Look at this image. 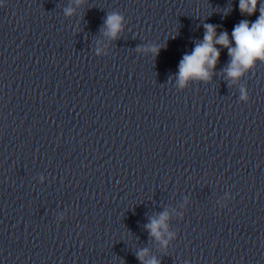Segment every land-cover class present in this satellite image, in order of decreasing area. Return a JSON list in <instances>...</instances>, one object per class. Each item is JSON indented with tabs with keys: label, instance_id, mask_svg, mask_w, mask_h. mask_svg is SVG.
Segmentation results:
<instances>
[{
	"label": "clouds",
	"instance_id": "clouds-1",
	"mask_svg": "<svg viewBox=\"0 0 264 264\" xmlns=\"http://www.w3.org/2000/svg\"><path fill=\"white\" fill-rule=\"evenodd\" d=\"M238 7L243 16H251L257 10H259V16L255 21L241 20L233 28L231 39L227 31H221L217 35L216 25L205 24L203 40L196 43L191 54H185L180 61L177 79L181 87H184L190 80L208 81L211 79L212 70L221 54L217 45L226 48L228 51L230 63L225 71L227 77L233 82L250 71L257 62L264 63V2L261 0H239ZM65 12L66 15H71L72 9H66ZM225 14L227 15V13ZM123 19L119 13L109 14L105 20V35L113 40L117 39L123 30ZM150 51L157 53L159 50L152 48ZM241 99H247V94L243 88L241 89ZM167 219V213H162L159 219H152L146 225L152 237L157 240L161 239V229H166L165 222ZM164 243L166 244V241ZM146 253L147 249H144L137 254V259L141 261V264H159L155 258L145 262Z\"/></svg>",
	"mask_w": 264,
	"mask_h": 264
}]
</instances>
